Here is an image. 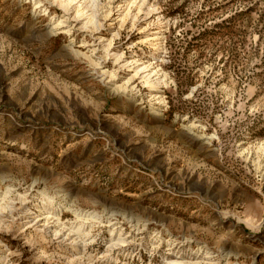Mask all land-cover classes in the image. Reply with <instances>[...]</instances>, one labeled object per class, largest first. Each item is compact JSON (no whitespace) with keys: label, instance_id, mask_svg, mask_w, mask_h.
I'll list each match as a JSON object with an SVG mask.
<instances>
[{"label":"rangeland","instance_id":"rangeland-1","mask_svg":"<svg viewBox=\"0 0 264 264\" xmlns=\"http://www.w3.org/2000/svg\"><path fill=\"white\" fill-rule=\"evenodd\" d=\"M128 1L0 0V264H264V0Z\"/></svg>","mask_w":264,"mask_h":264},{"label":"bare ground","instance_id":"bare-ground-1","mask_svg":"<svg viewBox=\"0 0 264 264\" xmlns=\"http://www.w3.org/2000/svg\"><path fill=\"white\" fill-rule=\"evenodd\" d=\"M75 0H61V5L63 6V8H65L67 11L69 10L70 11V5L74 2ZM138 1V0H137ZM80 2V1H79ZM132 3H135V2H132ZM131 4V2L130 1H128V0H126V2L124 3V4H120V5H118L117 6V11L113 14V15H115V14H117L116 16H117V18H115V19H118V18H120V17H125V16H127V15H130L131 14V11H132V7H133V5H135V4H132V5H130ZM81 7L83 6V5H80ZM95 7L97 8H99L100 7V9L102 8L101 7V4H100V2H99V0H95ZM142 10V9H141ZM82 9L80 8L79 10H78V14H79V16H81V13H82ZM125 11H127L126 12V15L124 14V12ZM110 14H111V12L109 11V13H107L106 15H105V17H109L110 16ZM135 17H138V16H136V15H134ZM128 17V16H127ZM80 19V18H79ZM124 19H126V18H124ZM121 20H122V18H121ZM86 24H89V23H95L94 25H98L100 22H99V20H98V18H97V15H94L93 14V16H88L87 17V22H85ZM57 28H59L58 26L57 27H54L53 28V32L54 31H56L55 29H57ZM52 32V33H53ZM147 82H150L149 80H147ZM152 86V88H156L155 87V85H151Z\"/></svg>","mask_w":264,"mask_h":264}]
</instances>
